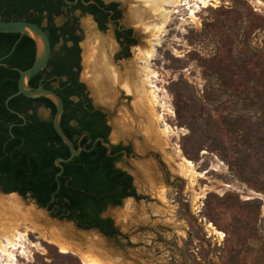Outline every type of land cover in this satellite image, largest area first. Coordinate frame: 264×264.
<instances>
[{
	"label": "rangeland",
	"instance_id": "obj_1",
	"mask_svg": "<svg viewBox=\"0 0 264 264\" xmlns=\"http://www.w3.org/2000/svg\"><path fill=\"white\" fill-rule=\"evenodd\" d=\"M189 4L190 8L181 3L164 6L169 11L167 20L157 30V17L143 4L120 1L122 21L134 23L140 35L132 58L136 78L142 79V99L136 106L134 95L129 99L134 108L139 106L136 123L122 118L120 107H114L118 92L107 90L98 95L88 87L91 79L83 78L80 48L78 79L90 102L105 107L108 140L116 144L130 139L137 154L152 150L164 175L151 157L115 162L131 175L139 198L124 197L101 211L119 231L109 239L34 210L50 226L66 225L78 233L95 234L106 245L120 246L115 254L123 264H264L262 168L250 159L251 169L243 178L219 150L221 144L237 141L248 125L253 135L248 139L257 141L262 135L254 128L264 109V0H208L204 6L189 0ZM132 16H138L137 20ZM84 18L78 19L79 43L85 38ZM63 19L56 17L55 22ZM147 49L151 50L148 57L144 55ZM35 111L40 118L50 117L41 105ZM229 116L238 135L225 126L224 118ZM187 121L209 128L202 149L187 138ZM183 158L191 161L192 171ZM14 196L21 208L3 207L7 213L2 214V221L33 206L27 196ZM18 222L16 228L23 238L12 249L16 264L54 260L77 264L57 256L58 252L71 253L80 262L77 254L58 249L43 223H37L36 231L28 219Z\"/></svg>",
	"mask_w": 264,
	"mask_h": 264
},
{
	"label": "trees",
	"instance_id": "obj_2",
	"mask_svg": "<svg viewBox=\"0 0 264 264\" xmlns=\"http://www.w3.org/2000/svg\"><path fill=\"white\" fill-rule=\"evenodd\" d=\"M60 2L61 0H0V18L26 19L40 24L44 18L43 11L46 10L51 21V15L60 11ZM46 29L52 45L59 37L69 38L74 42L77 40L71 30L60 28L57 32L49 23ZM13 43L11 52L3 59L7 66H29L34 58L33 39L25 34L0 32V55L7 53ZM78 59L76 46H62L48 62L46 75L69 74L70 82L78 88L76 93L80 92L84 89L83 85L75 83L76 73L71 75L72 67L78 66ZM42 72L44 70L32 76L28 84L38 85L37 80ZM17 76L15 70L0 65V189L4 192L15 191L22 196L28 193L39 206L51 209V216L66 212L64 217L74 221L80 228H96L108 237L117 235L119 231L112 219L102 217L100 213L108 205L119 204L124 197L139 198L132 186L131 176L115 166L114 157L106 154V147L99 141L89 151H80L69 161L62 162L63 170L56 176L58 167L54 164L55 157H67L69 151L51 124L54 104L47 97L30 98L22 94L11 97L8 105L25 115V123L20 124L22 118L10 112L4 104L5 97L16 90ZM42 82L44 87L54 89L63 100L60 123L72 139L74 147H89L96 136L107 139L108 128L102 125L96 112L90 111L87 95L86 104L81 99L73 102L69 99V95L74 93L72 88H52L51 80ZM64 83L65 81L59 82L60 85ZM38 105L50 110L49 118L43 119L36 114L35 107ZM231 117L224 118L225 126L231 134L238 135L233 123H229ZM71 120H75V123L70 124ZM185 126L188 128L187 138L200 149L206 146L208 127L196 121H187ZM251 127L248 125L247 131H242L241 137L234 143L221 144L220 155L243 178L244 172L250 171V159L253 158L257 161V167L262 168L259 172L264 179V109L254 128L262 134L259 140L248 139V136H253ZM82 132L85 134L76 142L75 138ZM112 151L111 149L110 152ZM57 256L80 264L78 258L71 253L58 252ZM44 264H56V261Z\"/></svg>",
	"mask_w": 264,
	"mask_h": 264
},
{
	"label": "flooded vegetation",
	"instance_id": "obj_3",
	"mask_svg": "<svg viewBox=\"0 0 264 264\" xmlns=\"http://www.w3.org/2000/svg\"><path fill=\"white\" fill-rule=\"evenodd\" d=\"M120 1L121 0H108V1H105V0H61L59 4L60 11L56 14L51 15V21L48 19V16H47L48 13L46 12V10L43 11L44 18L40 24L38 23L37 24L43 28V30L47 33V35H48V31L46 29V25H48L49 23L57 29V32L60 31V28L71 30L73 34L76 36L77 40L76 42H74L73 40L69 38L63 39L59 37L58 41H56L53 45L50 42V55H49L46 66L41 70V71L44 70V72H42V74L39 76L37 80L38 85L36 86H43L42 81L51 80L50 84L52 88L66 89L70 87L74 90V93H71L69 95V99H71L73 102L79 101L81 99L83 100L84 104H86L87 100H86L85 90L82 89V91L76 93V90H78V88H76L72 84V82H70L69 74H63L60 76L54 75V74L46 75V71L49 69L48 62L50 61V59L52 58L54 54L60 51L62 46L67 47V48L76 46L78 48V58H79L78 66L72 67L71 75H74L76 73L75 80H74L75 83L83 85V83L78 79V71L80 68V60H81L80 48L82 49V47H80L81 43H79L81 34L78 32V30L80 31L78 19L79 17H85L84 19H89L91 25L93 26L94 30L98 34L107 36L109 43L111 44V48L106 49L105 52L109 59L110 67L114 72L116 71L115 73L118 75V80H120V82L127 83L129 85V92L126 91L125 88L120 86L118 83H116L113 89H110L111 91L113 90L114 92L119 93V96L117 97L114 103V107H118V106L120 107V111L122 115H124L122 118L126 120L128 119L131 122L136 123V121L140 120V115H141L139 111V107L137 106L136 108H134V106L138 105V103L136 104L135 102L133 104L134 106H132V104L129 102V99L133 95L132 93L134 91L132 92V90H133L134 84H137V89H138L137 96L141 95L140 93L142 91V81H141L142 79L140 80L136 78V70H135L134 61L132 58L133 50L136 49L138 44L140 43V39H139L140 35L134 23H124L122 21L123 9L122 7H120ZM124 1H128V0H124ZM131 1H134V0H131ZM135 3L140 4L138 2H135ZM56 17H63L64 19L61 23L57 24L55 22ZM132 17L134 18V20L135 19L137 20L138 18V16H132ZM108 27H110V30L107 29ZM82 28L84 30L83 25H82ZM19 37L16 39L15 42L18 41ZM48 38H49V35H48ZM49 41H50V38H49ZM55 45L58 46L57 49H55ZM13 46H14V43L11 49L7 53L0 55V63H4L0 65L9 67L11 69H13V67L20 68L17 65L7 66V63L3 60L11 52ZM128 73L129 74L132 73V77H130ZM134 80L136 82H134ZM60 81H65V83L63 85H60L59 84ZM121 98L123 99L120 101ZM89 103L91 105L90 111L96 112L102 121V125L108 128L109 126H108V123L105 117L106 112H105L104 105L101 104V105L96 106V105H93L90 101ZM43 107L47 109L50 113V110L48 108H46L45 106ZM28 112H31V110H29ZM21 114L24 116V119H22V122L20 124H23L25 123L26 118L23 113ZM74 123H75V120L70 121V124H74ZM84 134L85 133L83 132L80 133V135L75 138V141L79 142L81 137ZM111 149L113 150L111 152L112 153L111 156L114 157L115 162L117 160L126 161L125 160L126 158L127 159L128 158L142 159L144 156L151 157L152 159L155 160L156 163L160 162L158 155L152 150H147L145 151L144 154H137L133 152L132 143L130 139H127L126 143H123L121 140H119L116 144L111 145ZM122 150H124L125 152H123ZM116 167L122 169L119 166H116ZM124 171L127 172L126 170ZM132 186L134 187L133 183H132Z\"/></svg>",
	"mask_w": 264,
	"mask_h": 264
},
{
	"label": "bare ground",
	"instance_id": "obj_4",
	"mask_svg": "<svg viewBox=\"0 0 264 264\" xmlns=\"http://www.w3.org/2000/svg\"><path fill=\"white\" fill-rule=\"evenodd\" d=\"M134 1L140 3L141 5L143 4L146 10L151 11L155 15V17H157L158 24L154 26L157 30L160 29L167 20L169 11L165 9L164 6H175L176 4L181 3L190 8L189 0ZM193 1L204 6L208 0ZM193 12L194 10L190 9V13ZM82 25L85 30V38L81 42L82 64L84 67L83 78L89 77L91 79V83L88 87L92 90L93 93L95 92L100 95L107 90L109 91L110 89H113L116 83H118L120 86L124 87L126 91L129 92V85L127 83L120 82V80H118V75L115 73L116 71L114 72L110 67V62L105 52L106 49L111 48V44L109 43L107 36L98 34L94 30L89 19H83ZM150 51V49L145 50L144 55L148 57L150 55ZM129 76L132 77V73H130ZM144 76L146 78L145 80H147L148 77H146V75ZM134 82L136 81L134 80ZM148 82L150 83V80ZM137 90V84H134L132 90V92H134L131 93L134 95L136 104H140L139 99L141 100L142 98L140 97V95L137 96ZM150 93H152L154 96L153 90H151ZM153 98L154 97H152V99ZM183 162L187 166H189V168L192 166L191 161L186 158H183ZM14 195L15 194L0 195V264L2 259H5V262L2 264H16L13 261L15 260V256L13 254L14 252H12V249H15L18 246V241L20 240V238H23V232L18 231L16 228L19 224L18 221L23 218L25 220L28 219V221L32 222V228L36 229L37 231L40 228L39 225L37 226V223L41 222L42 219V217H40L41 215L38 214V211H35V208L33 206V208L29 206L26 208V213L20 212V215L17 216L10 215L8 212L10 217H3L5 220L2 221L1 216L2 214L7 213V208H15L16 210H19L21 208L19 200ZM3 207H5L6 209H3ZM45 223L46 225L50 224V222L47 221H45ZM46 232H48V236L53 242L56 243L58 249L61 252L70 251L77 254L81 264H116L110 256L105 254V251H103L104 253H101L100 250L97 249L101 239H99L95 234L78 233L66 225L60 227L56 225L49 226V229H47Z\"/></svg>",
	"mask_w": 264,
	"mask_h": 264
},
{
	"label": "water",
	"instance_id": "obj_5",
	"mask_svg": "<svg viewBox=\"0 0 264 264\" xmlns=\"http://www.w3.org/2000/svg\"><path fill=\"white\" fill-rule=\"evenodd\" d=\"M0 32H15V33H19V34H25V35L30 36L34 41V47H35L34 58L31 62V64L29 66L23 68V69L18 68V67H13V69L18 72V77H17V81H16V90L14 92L8 94L5 97L4 104L10 112H12V113L18 115L19 117H21L22 119H24V116L20 112L11 108L8 105V100L11 97L18 95V94H22V95H24L26 97H30V98L47 97L53 102L54 111H53L52 116H51V124H52L54 131L59 136L61 141L67 146L68 151H69V155L67 157H60V156L55 157L54 164L58 167V170L56 171V176L60 175L62 170H63L62 162L69 161L74 156H77L80 151H89L95 145V143L97 141H99L102 145H104L106 147V154L107 155H112V153L110 152L112 143H110L108 138L104 139L101 136H96L92 140L89 147H85L83 145H77L76 147H74L72 139L66 134V132L63 130L61 123H60L61 115L63 112V100L60 97V95L55 90H53L51 88H47V87H43V86H30V85H28V80L30 79V77L37 74L39 71H41L46 66L49 55H50V41H49L47 33L43 30V28L40 25H38L37 23L30 21V20L2 19V18H0ZM0 64H4V63H0ZM122 151L125 152L124 150H122ZM158 164L160 165V168H161L162 173L164 175V168H163L162 164L160 162H158ZM0 194H3V195L15 194L18 196H22L15 191L4 192L1 189H0ZM25 196H27L29 198V200L33 203V207L35 208V210L39 209V210L43 211L44 213H46V215H49L51 219H54L56 221H65V222L70 221L73 223L75 228L78 230H84V231L91 230L94 233H96L97 236H100L104 239L111 238V237L104 235L103 233H101L96 228H89V229L80 228L78 225H76V223L74 221L68 220L64 217L67 214L66 212L61 213V214H57L56 216H51L50 215L51 209L47 208V206H43V207L39 206L35 202V200L29 196L28 193L25 194ZM51 199H52V197H51ZM39 223H43V225L47 229H49L50 224L46 225L45 220H43V218L41 219V222H39ZM101 241H100V244H98L97 249L100 250L101 253H104L103 251H105V254L110 256L112 258V260L114 261V263H116V264L122 263L120 260V256H118V254H115L117 249H119L120 246L114 245V244H111V245L107 244L106 245V244L102 243ZM92 249H93V247H92Z\"/></svg>",
	"mask_w": 264,
	"mask_h": 264
}]
</instances>
